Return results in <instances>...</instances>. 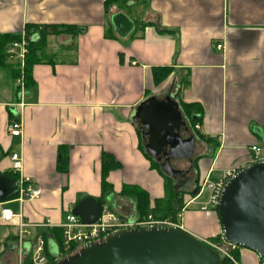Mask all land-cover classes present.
Here are the masks:
<instances>
[{
    "label": "crops",
    "instance_id": "0c3cea01",
    "mask_svg": "<svg viewBox=\"0 0 264 264\" xmlns=\"http://www.w3.org/2000/svg\"><path fill=\"white\" fill-rule=\"evenodd\" d=\"M117 14L131 24L127 34L113 25ZM43 26L74 29L45 37ZM27 28L32 42L41 40L30 84L24 70L13 77L0 68V174L29 179L40 195L19 202L17 191L0 202V212L9 209L33 226L47 219L59 225L91 197L136 219L144 215L137 199L121 194L129 187L145 193L148 210L156 202L180 206L179 218H160L201 242L221 239L217 213L200 211L204 201L190 190L249 165L252 146L264 151V0H0V36L20 37ZM24 61L6 58L21 72ZM154 101L176 104L194 138L193 171L184 166L187 187L176 200L145 156L135 122L137 107ZM12 120L21 124L20 137L9 134ZM13 152L22 160L19 173L10 168ZM103 154L116 163L104 175ZM18 231L17 218L0 217V264H30L37 236L47 259L58 255L59 229L33 227L21 241ZM230 254L238 264H262L246 249Z\"/></svg>",
    "mask_w": 264,
    "mask_h": 264
},
{
    "label": "water",
    "instance_id": "95a60500",
    "mask_svg": "<svg viewBox=\"0 0 264 264\" xmlns=\"http://www.w3.org/2000/svg\"><path fill=\"white\" fill-rule=\"evenodd\" d=\"M112 23L120 35L127 34L131 27L122 14L113 16ZM135 122L147 153L159 164L161 171L171 178L186 181L174 166L189 167L194 138L177 105L168 101L143 102L137 107ZM18 188L16 179L0 174V202L13 197ZM197 193L198 189L192 191V195ZM216 210L222 241L252 251L264 264V161L243 167L225 183ZM101 211L100 202L86 197L71 214L84 224H92ZM122 211L128 213L126 208ZM222 262L223 257L218 252L189 233L160 226L113 232L101 243H88L56 264Z\"/></svg>",
    "mask_w": 264,
    "mask_h": 264
},
{
    "label": "built area",
    "instance_id": "2783aa9c",
    "mask_svg": "<svg viewBox=\"0 0 264 264\" xmlns=\"http://www.w3.org/2000/svg\"><path fill=\"white\" fill-rule=\"evenodd\" d=\"M107 0H103L106 2ZM221 46H217L220 49ZM28 40L25 35L19 37L18 40L11 42L6 48V55L14 60H22L27 54ZM194 130H199V126L195 125ZM8 131L12 137L21 136V124L17 120H12L8 125ZM252 153V159L250 164L264 161V151H261L258 147L252 146L250 148ZM249 164V165H250ZM10 168L13 172L19 173L22 170V160L18 153L10 154ZM240 169H232L223 172L219 178L215 181L205 179L198 185V193L195 198L202 197L204 192L209 193L208 199L202 203H199L200 211L215 210L217 207L220 193L225 183L235 175ZM19 188L17 200L22 202L24 200L34 199L40 195V190L35 189L30 185L29 179L25 177L19 178ZM193 201L191 200L192 203ZM177 218L180 217L178 213ZM1 220L4 223H10L13 218L18 219V238L23 240L30 237V228H57L61 231V244L59 247L58 255L53 259H47L44 256V241L40 236L34 239L32 251L30 253V264H56L59 260L66 256L75 254L81 247L88 243H101L105 238L120 230L135 229V228H151V227H171L179 230H183L182 227L171 218L155 217L152 214L143 215L136 219H128L125 216L117 215L110 211L108 207L102 206V211L96 222L92 224H84L81 220L68 213L65 219L59 225H53L50 220H46L40 225H30L25 223L20 215H14L11 210L3 208L0 212ZM203 243V242H202ZM206 246L212 250L218 252L223 259H227L231 264H237L230 252L234 250L235 246L224 243L221 239V243L216 242H204ZM18 264H23L19 262Z\"/></svg>",
    "mask_w": 264,
    "mask_h": 264
},
{
    "label": "trees",
    "instance_id": "16d2710c",
    "mask_svg": "<svg viewBox=\"0 0 264 264\" xmlns=\"http://www.w3.org/2000/svg\"><path fill=\"white\" fill-rule=\"evenodd\" d=\"M107 3V1L105 2ZM42 28V34L43 36H49V35H56L62 31L64 32H71L74 28L71 27V26H64V27H61V26H43L41 27ZM28 32H29V28L26 29V34L25 36L27 37V40H28V50H27V54L25 56V61H24V67H23V70H24V84L28 85L30 84V77H29V74H30V68L32 67L33 64L35 63H38L40 62V59H39V52H38V49L40 47V43H41V40L39 41H35V42H32L29 38H28ZM19 37L17 36H11V35H3V36H0V68H3V69H8L10 70V72H13L11 70V65H9L7 62H6V58H7V55L5 54V51H6V48L8 47V45L15 41V40H18ZM161 70H157V74H159ZM166 72V70H165ZM13 74V73H12ZM17 75L13 74V77H16ZM158 76V75H157ZM157 79H159V77H157ZM183 111L185 112H191V105H188V104H184L183 105ZM191 122H192V119H191ZM139 137H140V133L139 131H137ZM145 156L151 161V165L165 178V184H166V187L168 189V191L170 192V197H171V200H175L178 199V195L182 192L181 190L178 189V187L176 186L175 187V182L177 181L176 179L174 178H171L167 175H165L161 169H160V166L157 162H155L151 157H149V155H147V153H144ZM116 165V163H111L109 161V156L106 155V154H103L102 155V170H103V175L108 172L111 168H113L114 166ZM195 167V165H194ZM104 178L102 179V185L104 186ZM121 194L123 196H135V198L137 199V202H138V209H139V213L140 214H148V213H151L152 215H154L155 217H166V216H170L172 218H174L177 213H179L180 211V206L178 207H170L166 204V206H159L160 203L159 202H156V206L154 209L152 210H148V202H147V198H146V195L145 193H143L142 191L136 189V188H125L121 191ZM98 202H101L100 200ZM216 213H217V210L215 209L214 210ZM59 240V238H58ZM213 242H221V239L220 237H215L212 239ZM236 258V257H235ZM222 264H231L227 259H223V262ZM263 264V263H262Z\"/></svg>",
    "mask_w": 264,
    "mask_h": 264
},
{
    "label": "rangeland",
    "instance_id": "374dc122",
    "mask_svg": "<svg viewBox=\"0 0 264 264\" xmlns=\"http://www.w3.org/2000/svg\"><path fill=\"white\" fill-rule=\"evenodd\" d=\"M11 67V70L13 71L12 73L13 74H15V75H17V74H21V73H23V69H22V72H21V70H19L17 67H19V65L18 66H10ZM7 78H9V80H10V77L8 76ZM23 78H24V73H23ZM20 79H21V77H20ZM16 85H18L17 83H15ZM18 89V88H17ZM178 107V106H177ZM178 110L181 112V110H180V108H178ZM174 169L176 170V171H178V173L180 174V175H183V177H186L188 174H189V172L187 171V170H185V168H184V166H182V165H175V167H174ZM187 174V175H186ZM164 178V177H163ZM165 179V178H164ZM201 182L202 181H200V183L199 184H201ZM187 182H183V180H179V189L180 190H182V188L183 187H187V184H186ZM182 184H184V186L182 187L181 185ZM185 189V188H184ZM185 193H187V192H184V194ZM208 195H209V193L207 192V191H205L204 192V194H203V196L200 198V200L199 201H206L207 199H208ZM126 204L127 205H130V204H128L127 202H126ZM189 209H197L198 210V206L197 207H195L194 205H192V206H190L189 207ZM70 213V212H69ZM203 244H205V243H203ZM206 245V244H205ZM238 264V263H237Z\"/></svg>",
    "mask_w": 264,
    "mask_h": 264
},
{
    "label": "flooded vegetation",
    "instance_id": "af4514ba",
    "mask_svg": "<svg viewBox=\"0 0 264 264\" xmlns=\"http://www.w3.org/2000/svg\"><path fill=\"white\" fill-rule=\"evenodd\" d=\"M174 167H175V166H174ZM192 168H193V163H192V165H191V164L189 165V171H193ZM181 186H183V184H182ZM178 188H179V187H178ZM194 189H198V184H197V183H196L195 186L190 190V192H192ZM123 207L125 208V206H123ZM123 207H122V208H123Z\"/></svg>",
    "mask_w": 264,
    "mask_h": 264
}]
</instances>
